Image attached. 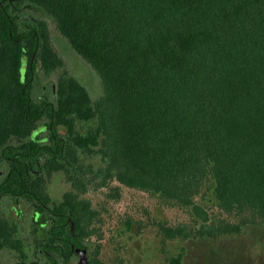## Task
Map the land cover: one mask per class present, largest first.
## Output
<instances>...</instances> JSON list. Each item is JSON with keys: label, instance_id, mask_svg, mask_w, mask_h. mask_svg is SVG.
<instances>
[{"label": "trees", "instance_id": "1", "mask_svg": "<svg viewBox=\"0 0 264 264\" xmlns=\"http://www.w3.org/2000/svg\"><path fill=\"white\" fill-rule=\"evenodd\" d=\"M53 29L97 72L99 96ZM55 174L71 184L60 200ZM114 181L205 216L209 190L238 220L205 217L191 228L202 237L264 224V0H0V254L83 264L81 249L102 264L87 193L117 198Z\"/></svg>", "mask_w": 264, "mask_h": 264}, {"label": "rangeland", "instance_id": "2", "mask_svg": "<svg viewBox=\"0 0 264 264\" xmlns=\"http://www.w3.org/2000/svg\"><path fill=\"white\" fill-rule=\"evenodd\" d=\"M52 35L66 67L94 96H99L102 85L97 72L76 53L62 34L53 29ZM113 185L119 186L121 191L117 198L111 196V189L106 186L87 193L102 213L98 230L92 236L93 249L97 250L102 264H170L171 258L183 250L185 264H264V224H249L240 235L215 238L202 237L191 230L205 217L206 220L211 217L238 220L212 200L209 190L197 200L205 207V216L160 194L118 181ZM49 187L54 198L60 200L71 184L65 175L55 174L49 181ZM164 226H184L190 234L168 236ZM0 264L17 262L12 253L6 251L0 254Z\"/></svg>", "mask_w": 264, "mask_h": 264}, {"label": "water", "instance_id": "3", "mask_svg": "<svg viewBox=\"0 0 264 264\" xmlns=\"http://www.w3.org/2000/svg\"><path fill=\"white\" fill-rule=\"evenodd\" d=\"M78 251L82 254V260L81 262L83 264H90L89 260H88V253H87V250H81V249H78Z\"/></svg>", "mask_w": 264, "mask_h": 264}]
</instances>
